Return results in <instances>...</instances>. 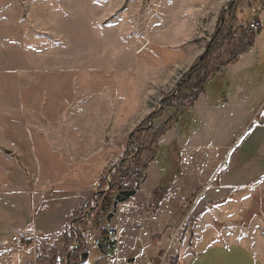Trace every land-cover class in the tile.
<instances>
[{
    "label": "rangeland",
    "instance_id": "rangeland-1",
    "mask_svg": "<svg viewBox=\"0 0 264 264\" xmlns=\"http://www.w3.org/2000/svg\"><path fill=\"white\" fill-rule=\"evenodd\" d=\"M230 3L0 0V264H50L70 218L87 207L97 210L84 232L88 264H149L164 249L157 241L179 228L180 243L162 264L183 256L191 264L195 238L247 246L264 264L263 94L254 107L225 108L227 78L216 75L205 90L219 106L211 118L201 108H163ZM242 4L238 14L249 10ZM170 117L171 130L143 153L146 182L109 222L116 196L106 187L108 215L99 189L133 154L139 128H161ZM111 223L120 226L124 260L101 256L96 245Z\"/></svg>",
    "mask_w": 264,
    "mask_h": 264
},
{
    "label": "trees",
    "instance_id": "trees-1",
    "mask_svg": "<svg viewBox=\"0 0 264 264\" xmlns=\"http://www.w3.org/2000/svg\"><path fill=\"white\" fill-rule=\"evenodd\" d=\"M243 1H247L249 10L254 9L255 15H259L264 10V0H235L232 5L230 3L228 10L225 11L224 14L222 13L225 18V24L219 30L222 15L220 16L212 45L203 58L202 56L198 58L197 63L191 70L189 81L186 82L187 76H184L182 83L179 85L176 97L163 102L164 109H171L175 115L176 111L179 109H184L189 112L192 111L199 97L205 93L211 79L221 73V71L229 65L237 62L241 56L251 51L255 42V32L249 27L239 28L238 26V11L240 4L241 6L243 5ZM232 42H234V52L230 54L228 61L222 63L217 68H213L211 63L214 56ZM161 115V113L152 115L150 117V122H157ZM171 117L163 127L158 129L150 128V122L146 123L139 128L137 133L138 136H133L132 142L135 143L136 147L133 146L132 148L130 144V150L133 149V154L127 156L126 160L121 161V166L119 168L115 169L116 167L114 166V171L108 176L110 180L108 181V186L107 184L105 186L104 182L97 194V200L102 204L99 207H102L101 210L106 214H111L108 210L111 209L113 205L112 203L108 204V198L105 197L106 194L104 192L106 187L110 185L109 192L117 196L122 191L138 192L141 186L146 182V170L148 166L142 163L144 159L143 153L158 145V141L171 130L173 126ZM195 200L194 198L188 201V205L191 206ZM90 209V207H87L85 210L76 212L70 218V222L74 225L67 228V230L58 237V246L47 254L50 258V264H88L89 259L83 260L84 253L87 252L84 232L91 223L92 216L97 212L95 209ZM106 235L107 232L102 230L100 240L105 241ZM75 243H77L78 247H75ZM162 258V256L157 257L156 261H158V264H162ZM168 264L175 263L172 261V263L169 262Z\"/></svg>",
    "mask_w": 264,
    "mask_h": 264
},
{
    "label": "crops",
    "instance_id": "crops-1",
    "mask_svg": "<svg viewBox=\"0 0 264 264\" xmlns=\"http://www.w3.org/2000/svg\"><path fill=\"white\" fill-rule=\"evenodd\" d=\"M254 21L260 24V30L254 31L256 36L251 51L246 55L241 56L237 62L229 65L216 76V78L221 79H224L225 77L227 78V95L220 103V105L225 108L230 107V105H235L237 109L243 108L244 105L254 107L260 102L258 98H255L259 93L263 94L261 104L264 103V10L259 15H255L254 10L247 9L241 10L238 14L239 27L243 23H251ZM211 94L212 93L205 92L201 95L195 103L193 110L198 111L201 108L205 111V114L209 115V118H211L214 106L219 107L218 105H215L216 103L214 104V97L213 95L211 96ZM213 117H215V115H213ZM110 228L118 231L120 234V226L118 224L115 225L114 223H111ZM191 245V248L194 249V257L191 264H260V260L255 253L249 247L244 245L229 242H219L206 245L201 241V238L199 241L195 238ZM140 246L142 247V245ZM184 250L185 249L182 250V253ZM86 251L89 253L88 250ZM142 251L143 255L140 258L145 255L148 256V251H146L144 247ZM119 253L120 251L117 252L118 255H121L120 260H124V256ZM117 254H101V256L105 258L114 256L116 260L119 261V256ZM181 255L182 254H180V257ZM184 259L183 256V259H181L178 264H184ZM156 260L157 257H152L149 264H156ZM130 261L129 264L134 263V260Z\"/></svg>",
    "mask_w": 264,
    "mask_h": 264
},
{
    "label": "built area",
    "instance_id": "built-area-1",
    "mask_svg": "<svg viewBox=\"0 0 264 264\" xmlns=\"http://www.w3.org/2000/svg\"><path fill=\"white\" fill-rule=\"evenodd\" d=\"M243 27H249L253 31L260 30V24L256 21L249 23L247 25H244ZM186 165L189 164L187 159L183 160ZM182 228H179L174 233H171L167 236V238L164 241H157L156 245L158 247H164V249L159 253L163 257V259H167L176 249V246L180 243V237H181ZM24 239V237H23ZM120 242V234L116 230L108 231L107 235L105 237V241L98 240L96 245L99 248V250L104 255H108L110 253H115L118 250Z\"/></svg>",
    "mask_w": 264,
    "mask_h": 264
},
{
    "label": "water",
    "instance_id": "water-1",
    "mask_svg": "<svg viewBox=\"0 0 264 264\" xmlns=\"http://www.w3.org/2000/svg\"><path fill=\"white\" fill-rule=\"evenodd\" d=\"M235 0H232V3H234ZM225 24V18H224V15L222 17V20H221V26L219 28V30L222 28V26ZM215 38H213L211 40V43L209 44V46L207 47V49L205 50L204 54L202 55V58L205 56V54L207 53L209 47L211 46L212 42L214 41ZM193 68V67H192ZM192 68L188 71V74H187V81H189L190 79V75H191V70ZM178 89V88H177ZM131 139V138H130ZM121 166V164L119 166H117L116 168H119ZM114 170H112L113 172ZM137 192L136 191H122L120 192L117 196H116V199H115V202H114V213L111 214L108 218V221L111 222V219L114 217V215L118 212V207L122 204H124L125 202H127L129 199L133 198L134 196H136ZM96 209V207L94 208ZM88 258V253H84V256H83V260H86ZM68 264V263H67Z\"/></svg>",
    "mask_w": 264,
    "mask_h": 264
}]
</instances>
